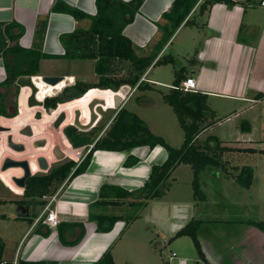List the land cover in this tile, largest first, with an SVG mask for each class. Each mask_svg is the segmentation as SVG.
<instances>
[{
	"label": "crops",
	"instance_id": "0c3cea01",
	"mask_svg": "<svg viewBox=\"0 0 264 264\" xmlns=\"http://www.w3.org/2000/svg\"><path fill=\"white\" fill-rule=\"evenodd\" d=\"M261 1L264 0H219L214 2L202 14L200 22L197 21V23L189 25L181 24L160 52V54L170 52L176 63V55L178 53L176 52V48H174L173 42L179 34H182L184 39L187 38L186 43L183 41L184 47L182 50L185 53V56H183L185 62L186 58L191 56L194 49L197 48L194 58L195 63L188 65L186 70L188 77L195 79L196 90L206 93L207 100L209 101L211 98H220L229 105L238 104L241 106L242 111H246V115L241 120L245 119L248 121L250 125L248 131L245 132L240 129L239 121L232 124V127L229 126L230 133L225 134L221 131V133L214 132L203 136L202 134L210 129L207 127L199 134L198 137L201 139L208 135H214L221 140L222 144L231 147L255 148L251 145L243 144L255 141L251 137L255 126L253 120L257 118L262 119V114L255 110L256 105L262 104L264 108V98H256L255 96L258 92L264 93V4H261ZM56 2H63L82 11L87 16L74 19L67 13L52 11L51 7ZM171 2L172 0H141V4L133 20L123 29V34L131 40L134 50L137 45L143 44L145 49L147 48V53L149 52L152 45L160 36L158 26L164 22L161 14L170 7ZM95 13V0H0V23H17L21 26L22 33L17 42L23 48L31 47L37 20L44 16L47 17L41 50L42 53L49 57L40 60L39 71L42 61L62 60L65 62V66L63 65L62 67L63 73L68 77L69 83L72 80H76L77 75L83 69H88L86 62H92V70L94 72L95 61L93 59L68 60L64 58L62 56L64 50L60 42V36L63 33L73 31L76 27L87 28L90 22L89 17ZM175 63L172 65H175ZM183 64L185 65V63ZM183 64L177 65L176 63L177 66L173 68L175 69ZM50 67L54 70L52 64ZM148 69L141 76L140 80L147 81L153 87L156 83H161L146 77ZM44 74L53 75L54 73L51 71L47 72L46 69L41 75ZM4 79L5 68L0 55V83ZM32 79L38 89L35 95L37 100H39L41 91L52 89L61 83H65L62 81L52 86L43 82L39 76H35ZM169 87H171V82L168 85ZM123 88H127L126 91H129L127 97L129 101L130 93L136 88L135 86L122 87L116 93L111 89L100 88H93L87 93L90 96L92 95V99L105 100V108L111 109L115 106L114 95L121 97L124 91ZM23 90L28 91V87ZM3 91L4 89H1V92ZM23 94L21 92L19 115L10 119V121L25 115V118H28L30 117L29 114L32 115L37 109V106L27 108L28 106L25 104V100H23L25 99L23 98ZM6 99L7 109H10L9 93ZM87 105L88 101L77 106L81 111L80 121L83 123H87L89 119ZM209 107L213 112L218 111V107L212 104ZM134 113L145 121L149 130L153 133L154 131L149 122L136 112ZM232 115L236 116L238 112H234ZM0 117L5 116L0 115ZM226 119L229 120L230 117L227 116ZM60 133L61 129L56 132V137L59 140L61 139L60 147L62 149L59 148L67 156L72 150H70L71 147L66 137ZM102 133L103 130L100 132V135ZM83 148L84 146H81L77 149ZM35 149L43 151L41 148ZM39 155H44L48 161L54 158L52 153L43 152ZM128 155L136 159V162L130 166L124 164ZM72 158L77 159L78 156ZM165 158L166 150L161 145L153 147L139 145L133 147L129 152L95 150L91 155L86 170L73 176L56 190V196L52 204L59 218V223L56 227H49L40 220H37L43 212V207L18 204V212L11 216H17L16 218L23 221L24 227L20 229L14 249L10 250L12 253L8 257H6V243L2 239L5 245L3 259L12 260L13 264L18 259L24 261H44L52 264H92L105 250L109 249L115 264H119L118 257L121 256V251L118 249V246H120L118 243L119 241L121 242L125 232L134 220L125 225L124 220L119 219L108 231H99L96 228V223L89 218V214L91 211H103L109 214L123 215L125 210L121 211L120 207L127 208L126 201L130 200V198L120 199L117 204L108 205L103 210L100 208L93 209L91 205L99 198V192L105 185L114 186L123 191L138 189L147 179L151 166L161 164ZM35 159L29 161L32 173L40 171ZM179 166L180 164L174 168L170 177ZM16 169L17 167H10L6 170L1 169L0 181L15 196L16 194L19 196L16 199L18 200L22 196L20 192L21 187L13 182L12 177L21 176L23 171L21 168H18V171L15 172ZM214 172L217 175L220 174L217 171ZM117 189H115V192L120 193ZM124 244L122 243L121 245ZM205 261H207L206 258ZM125 264H131L130 260L126 259Z\"/></svg>",
	"mask_w": 264,
	"mask_h": 264
},
{
	"label": "trees",
	"instance_id": "16d2710c",
	"mask_svg": "<svg viewBox=\"0 0 264 264\" xmlns=\"http://www.w3.org/2000/svg\"><path fill=\"white\" fill-rule=\"evenodd\" d=\"M217 1L219 0H172L170 7L161 14L164 22L158 26L159 38L146 55L138 56L131 40L123 34V29L133 20L141 0H95L96 13L89 17V26L87 28L76 27L71 32L63 33L60 36V42L63 46L62 56L64 58L68 60L93 59L95 61L94 72L97 80L93 83L79 80L68 84L61 83L52 89L41 91L39 100L45 98V108L50 109L54 108L58 102L79 98L88 89L91 90L94 87L114 91L126 86H135L139 90L154 89L147 81L140 80L141 76L150 66L174 64L175 60L170 52L160 54L165 44L181 24H195L196 17H201ZM51 10L67 13L74 19L87 16L82 11L63 2L54 3ZM46 22V16L37 20L30 48H23L17 42L22 33L20 25L0 23V55L5 68V79L0 83V115L13 116L8 112L6 96L8 93L10 94L11 106L19 89L15 83L18 76L41 75L39 74L40 60L49 57L41 50ZM196 53L197 48L194 49L191 56L186 58L185 65H180L173 70L171 87L167 91H159L161 99L171 107L183 130V139L179 147H173L162 136L153 134L145 121L134 112L123 106L117 111L111 109L112 113L106 116L102 114L94 127L86 131L78 130L71 125L64 127L63 132L71 147L78 148L88 144H92V146L78 163L72 159H66L53 165L44 173L30 175L25 181L22 196L16 200L17 204L44 207L46 201L42 199V196L55 193L64 182L85 171L95 150L129 152L133 147L139 145L163 146L166 150L165 160L161 164L151 166L147 179L136 190L123 191L114 186H103L99 192V198L91 205L93 209L103 210L104 207L117 204L120 199L126 198H130L126 201L127 207L143 209L147 201L161 198L164 195L168 189L166 183L169 182L170 174L179 164H188L192 170L193 198H205L200 189V175L209 167L219 173H224L225 176L233 177L240 186L249 187L253 178L251 167H230L236 168V172L233 173L227 169L228 162L223 157L226 153L234 151L255 152L258 149L231 147L222 144L221 140L214 135H208L203 139L198 137L201 131L213 123L214 112L208 106L206 93L198 90L184 91L179 88L182 80L188 77L187 66L195 63ZM1 89L4 91L1 92ZM55 90H58L55 95L47 97V93ZM87 92L74 102L77 106L92 97ZM255 96L264 98V93L258 92ZM147 103L150 101L148 100ZM36 110H39L38 107ZM98 127V134L94 138L90 137L93 135L94 129ZM239 127L245 132L250 129V125L245 119L240 120ZM102 130L104 131L99 136ZM258 151L264 150L259 149ZM135 162L136 159L128 155L124 164L130 166ZM115 189L120 193L115 192ZM137 216L136 212L116 215L103 211H91L89 214V218L96 223V228L99 231H108L119 219H123L126 225ZM199 221L190 219L176 231L174 236H189L197 253L205 260L196 233ZM246 222L254 224L264 233V221L247 220ZM4 247V242L0 238V264H13L12 260L3 259ZM15 264L52 263L18 259ZM92 264H115V262L110 250L107 249Z\"/></svg>",
	"mask_w": 264,
	"mask_h": 264
},
{
	"label": "rangeland",
	"instance_id": "374dc122",
	"mask_svg": "<svg viewBox=\"0 0 264 264\" xmlns=\"http://www.w3.org/2000/svg\"><path fill=\"white\" fill-rule=\"evenodd\" d=\"M200 18L196 17L195 21L200 22ZM183 41L186 43L187 38L184 39V36L179 34L173 42L174 48H176L178 53L176 55L177 65L186 63L183 59V56H185L182 51L184 47ZM135 50L138 55L147 53V48L145 49L143 44L137 45ZM91 63L86 62L88 69H83L77 75L78 80L86 82L97 80ZM176 63L175 65L166 64L150 67L146 77L161 83H156L154 89H133L130 93L129 101L127 99L123 104L125 109L136 112L147 120L154 131L153 133L163 136L173 147L180 146L183 139V130L179 126L171 107L161 99L159 91H167L173 77V67L177 66ZM51 64L54 70L50 67ZM63 65L65 66V62L62 60L42 61L39 74L40 72L43 74L47 69V72L51 71L54 74H59L57 76H63L66 84L68 77L63 73ZM24 88L27 87H22L21 92L25 96L28 91L23 90ZM126 89L123 88L124 91ZM19 91L20 88L17 93ZM56 91L58 90L47 93V96L52 95ZM79 98L60 105L52 113L46 110L40 115L39 112L38 117L40 118L37 121H34L32 116L38 110H35L32 115L29 114L30 117L28 118H25V115L13 121H10V119L18 117L19 111L11 118L0 117L1 125H10L8 127L11 128L13 140L23 141L27 148L26 152L13 151V149L7 147L5 142V135L9 132L0 131V162H2L5 155H12L14 158L26 157L28 161H31L40 153H51L53 145L60 147L61 139L59 140L56 137V132L60 131L63 126L60 125V128L54 127L50 121L54 119L57 113L63 111L67 113V121L69 123L70 115L73 114L75 109H79L77 104L74 103ZM91 99L88 100V103ZM148 100L150 103H147ZM207 102L208 106L212 104L218 107V111L214 112L213 123L208 127L210 128L209 131L202 134L203 136L214 132L221 133V131L224 134L230 133L229 126L238 123L246 115V111H242L241 106L238 104L229 105L220 98H211ZM31 107L33 106H28L27 108ZM103 107L105 113L100 107H96L100 115L106 116L112 113V108ZM255 110L262 114V121L258 118L253 120L255 126L251 137L255 141L243 145H251L258 150H263L264 108L262 104L256 105ZM233 111L238 112V115H232ZM227 116L230 117L229 120L226 119ZM31 122L35 126L33 137L43 135V125L46 126L44 134L48 145L43 151H38L30 146L32 138H24L16 132L22 125L28 126ZM98 131L99 127L94 129L93 135L90 137L94 138ZM70 150L72 151L60 161L70 159L69 157H77V152L80 151V149L73 147ZM258 150L255 152L234 151L226 153L223 157L228 162L226 164L227 169L233 173L236 172V168L230 167H251L253 178L252 183L247 188L240 186L233 177L225 176L222 172L217 175L214 172L217 170L209 167L200 175V189L205 198H193L191 187L192 170L188 164H180L179 168L169 177V182L166 183L168 189H166L162 198L149 200L143 209L120 207L121 211L125 210L123 214L127 215L136 212L138 216L125 232L121 242L119 241L118 243L120 245L118 249L121 251V256L118 257L119 264H125L126 259H129L131 264H264V233L254 224L246 222L247 220L264 221V151ZM79 158L80 156L77 159ZM53 159L55 158L50 160ZM0 171L2 172L1 168ZM17 171L18 167L15 172ZM46 171L40 170L39 173ZM21 191H23L22 188ZM0 198H2L0 200V238L6 243V257H8L12 253L10 250L14 249L19 231L24 227V222L16 218L17 216H11L18 212L19 206L15 202L18 196H15L1 181ZM190 219L200 220L196 233L201 250L207 261L199 256L189 236H174L176 231ZM122 243L125 244L121 245ZM172 252L174 255H172Z\"/></svg>",
	"mask_w": 264,
	"mask_h": 264
},
{
	"label": "water",
	"instance_id": "95a60500",
	"mask_svg": "<svg viewBox=\"0 0 264 264\" xmlns=\"http://www.w3.org/2000/svg\"><path fill=\"white\" fill-rule=\"evenodd\" d=\"M36 76V75H35ZM41 77V80L47 84H50L52 86L59 84L60 82H62L63 77L62 76H56V75H39ZM15 83L19 86V87H23V86H29L31 88V94L28 98L27 104L29 106H33V105H40L41 101H38L35 99V92L37 91V87L34 85L33 81H32V76H28V75H20L17 77ZM121 103V98L118 95L114 96V104L115 106H119ZM96 104H100L102 106L105 105V101L102 99H92L88 105V111H89V120L86 124H83L79 121V116H80V111L78 109H76L74 111V124L80 128V129H86L89 126H91L95 120L97 119V113L95 112L94 106ZM104 112V111H103ZM64 118V114L60 113L59 116L57 117V119L54 121L53 126L54 127H59L60 123L62 122ZM1 130H5V127L0 126V131ZM24 134L26 135H31V131L29 130V127L26 126L24 128ZM44 141L43 140H39L37 142L34 143L35 146H41L43 145ZM7 145L17 151H21L23 150V146L21 143H15L13 141H11V138L8 136L7 137ZM86 145H84L85 148ZM83 148V149H84ZM83 149H80V151L77 153V156L79 157L82 153H83ZM54 153L56 155L57 158H61L63 156V154L61 153V151H59L57 148H54ZM37 161V165L41 170H48L49 166L48 163L45 159V157L43 156H39L36 158ZM10 167H18L21 168L23 170V175L19 176V177H12L13 182L21 187L24 188L25 186V181L26 179L31 175V171L29 169V165L27 163L26 160H13V159H9V158H5L2 162L1 165V169L2 170H6Z\"/></svg>",
	"mask_w": 264,
	"mask_h": 264
},
{
	"label": "built area",
	"instance_id": "2783aa9c",
	"mask_svg": "<svg viewBox=\"0 0 264 264\" xmlns=\"http://www.w3.org/2000/svg\"><path fill=\"white\" fill-rule=\"evenodd\" d=\"M261 4H264V1H261L260 2ZM33 77H35V76H32V78ZM40 77V76H39ZM41 78V77H40ZM33 80V79H32ZM24 87V86H23ZM26 87H28V92H26L25 93V96H24V94H23V96H24V98H25V104L26 105H28L27 104V101H28V98H29V96H30V94H31V88L29 87V86H26ZM20 88V91L17 93V96H16V108H17V113H18V111L20 110V95H21V91H22V87H19ZM179 88L180 89H182V90H184V91H195L196 90V87H195V79L193 78V77H187V78H185L184 80H182V82L180 83V85H179ZM37 91H38V89H37ZM37 91L35 92V95H36V93H37ZM88 91V90H87ZM113 92H118V90H116V91H114L113 90ZM128 93H129V91H123L122 92V95H121V103H120V105L119 106H114L112 109H114L115 111H117L120 107H121V105H122V103L127 99V97H128ZM83 94H85V93H83ZM82 94V95H83ZM49 96H51V95H49ZM48 96V97H49ZM115 96V95H114ZM81 97V96H80ZM36 99V98H35ZM76 99V98H75ZM94 99V98H93ZM37 100V99H36ZM43 100V99H42ZM42 100H38V101H41V104H42ZM72 100H74V99H71V100H68V101H64V102H58L57 104H56V106L54 107V108H50V109H48V112L49 113H52L55 109H57L60 105H62V104H66V103H68L69 101H72ZM92 100V99H91ZM90 100V101H91ZM113 100H114V97H113ZM89 101V102H90ZM33 105V106H37L38 107V109L40 110V112L42 111V112H44V110H43V108H42V105ZM29 106V105H28ZM96 107H100L102 110H104V107L102 106V105H100V104H96L95 105V107H94V109L96 108ZM38 110V111H39ZM76 110V109H75ZM74 110V111H75ZM79 110V109H78ZM38 111H36V112H34L33 113V120L34 121H37V118H35V114L38 112ZM74 111H73V114H71L70 115V121H69V123H68V121H67V119H68V115H67V113H65V112H59V113H57L56 115H55V117H54V119L53 120H51L50 122H54L56 119H57V117L59 116V114L60 113H63L64 114V118H63V120H62V122L60 123V125L61 126H63V127H61V130L67 125V124H69V125H72V126H74V127H76L75 126V124H74V117H75V115H74ZM80 111V110H79ZM96 112V111H95ZM16 113V114H17ZM97 113V119L95 120V122L91 125V127H94V125L96 124V122L100 119V117H101V115H100V113L99 112H96ZM15 114V115H16ZM15 115H13V116H15ZM12 116V117H13ZM80 116H81V111H80ZM80 116H79V121H80ZM5 118H9V117H5ZM11 118V117H10ZM89 120V119H88ZM67 121V123H65ZM81 122V121H80ZM88 122V121H87ZM81 123H83V122H81ZM29 124H32V122L31 123H29ZM63 124V125H62ZM83 124H86V123H83ZM32 125H34V124H32ZM59 125V126H60ZM0 126H2V127H5V129H6V126H3V125H1L0 124ZM22 126H26V125H22ZM21 126V127H22ZM20 128V127H19ZM60 128V127H59ZM6 142V144H7V140L5 141ZM14 142V141H13ZM92 146V144H89L88 145V147H91ZM71 147V146H70ZM78 153V152H77ZM84 156V153H82L81 155H80V158L79 159H76L75 160V162L76 163H78L79 161H80V159L82 158ZM22 190H23V188H22ZM21 194H22V192H21ZM55 196H56V193H53V194H46V195H43L42 196V199H44L45 201H46V203H45V205H44V207H43V212L40 214V216L37 218V220H40L43 224H45V225H47V226H49V227H56L57 226V224L59 223V218L57 217V212H56V209L53 207V202H54V199H55ZM172 255H174V253L172 252Z\"/></svg>",
	"mask_w": 264,
	"mask_h": 264
},
{
	"label": "flooded vegetation",
	"instance_id": "af4514ba",
	"mask_svg": "<svg viewBox=\"0 0 264 264\" xmlns=\"http://www.w3.org/2000/svg\"><path fill=\"white\" fill-rule=\"evenodd\" d=\"M44 75H47V74H44ZM53 75H58V74H53ZM63 77V76H62ZM64 78V77H63ZM77 80V79H76ZM63 82H65V80L63 79L62 80ZM73 81H75V80H72L71 82H73ZM67 83L66 84H68L69 83V81L67 80L66 81ZM70 82V83H71ZM88 83H93V82H88ZM57 92V91H56ZM56 92H54L51 96H53V95H55L56 94ZM51 96H49V97H51ZM48 97V96H47ZM42 108H43V110L44 111H46V110H48V109H46L45 108V98L42 100ZM10 107V109H9V113H11V115H15L16 113H17V108H16V96H15V99H14V102L11 104V106H9ZM95 107V106H94ZM101 109V108H100ZM95 111L96 112H98L97 110H96V108H95ZM39 112H40V110L35 114V118H40V117H38V115H39ZM42 114V111L40 112V115ZM12 117V116H11ZM54 122L52 121L51 122V124H53ZM67 125H69V124H67ZM66 125V126H67ZM65 126V127H66ZM72 126V125H71ZM76 126V125H75ZM26 126H22V127H20L19 129H17V134H19V135H21L22 137H27V138H32L31 140V143H30V146L34 149V148H41V149H45L46 147H47V145H48V141H47V138H46V136H45V134H44V130L46 129V126L45 125H43V135H38L37 137H33V132L35 131V130H33L34 129V127L35 126H33L32 124H28V127H29V130L31 131V135H26V134H24V128H25ZM74 127V126H73ZM76 129H78V130H83V131H86V130H88V129H90V128H92L91 126H89L88 128H86V129H80V128H78L77 126L75 127ZM64 129V128H63ZM63 129L61 130V132H62V134L65 136V134H64V132H63ZM1 131H4V130H1ZM5 131H7V132H9L8 134H6L5 136H6V140H7V137L9 136L10 138H11V141H14L13 140V134L11 133V128H9L8 126H6V129H5ZM66 137V136H65ZM66 139H67V137H66ZM92 139V138H91ZM39 140H43L44 141V143H43V145H41V146H35L34 145V143L35 142H37V141H39ZM68 140V139H67ZM15 143H21L22 144V146H23V150H21V151H17V150H15V149H13V148H11V149H13V151H16V152H26V150H27V148H26V146H25V143L22 141V142H19V141H14ZM7 145V144H6ZM89 145V144H88ZM88 145H86L85 146V148L83 149V153L85 154L86 152H87V150L90 148V147H88ZM7 147H9L8 145H7ZM54 148H57L59 151H61V153L63 154V156L61 157V158H57L56 157V155H55V153H54ZM51 153H52V155L54 156V158L55 159H53V160H50V161H48L47 159H46V157L44 156V155H37V157H39V156H43V157H45V159H46V161H47V163H48V166H49V168L50 167H52L53 165H55V164H57V163H60V162H62V161H60V160H62V158L63 157H65L66 156V154L58 147V146H56V145H53L52 146V148H51ZM37 157H35V158H37ZM5 158H9V159H13V160H26L27 161V163H28V165H29V161H28V159L26 158V157H20V158H14L12 155H5L4 157H3V160L5 159ZM70 159H72V160H76V159H74V158H72V157H69ZM3 160H2V162H3ZM66 160V159H65ZM35 161H36V159H35ZM2 162H0V168H1V165H2ZM36 164H37V161H36ZM38 166V165H37ZM39 168V167H38ZM48 168V169H49ZM29 169H30V166H29ZM40 169V168H39ZM41 170V169H40ZM23 171V170H22ZM30 171H31V169H30ZM40 172V171H39ZM39 172H37V173H39ZM31 174H33L32 172H31ZM22 175H23V173H22ZM21 175V176H22ZM18 195H21V194H18ZM16 196H17V194H16ZM19 197V196H18ZM44 200V199H43Z\"/></svg>",
	"mask_w": 264,
	"mask_h": 264
},
{
	"label": "bare ground",
	"instance_id": "6f19581e",
	"mask_svg": "<svg viewBox=\"0 0 264 264\" xmlns=\"http://www.w3.org/2000/svg\"><path fill=\"white\" fill-rule=\"evenodd\" d=\"M119 96V95H118ZM120 97V96H119ZM103 100V99H102ZM21 192H23V191H21Z\"/></svg>",
	"mask_w": 264,
	"mask_h": 264
}]
</instances>
